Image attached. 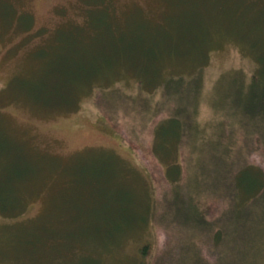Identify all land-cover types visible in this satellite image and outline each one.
Returning a JSON list of instances; mask_svg holds the SVG:
<instances>
[{
  "label": "rangeland",
  "instance_id": "374dc122",
  "mask_svg": "<svg viewBox=\"0 0 264 264\" xmlns=\"http://www.w3.org/2000/svg\"><path fill=\"white\" fill-rule=\"evenodd\" d=\"M157 39L164 56L143 71L166 66L202 78L199 140L166 159L153 150L168 118L160 89L141 92L136 71L117 67ZM258 59L264 0H0V264L245 262L264 222V189L252 201V188L206 190L224 166L221 151L201 148L225 133L217 143L231 147L221 150L232 156L234 180L240 167L264 171V122L251 116L258 107L238 124L234 111L213 105L226 78L241 71L249 80ZM97 74L111 76L89 89ZM73 81L88 87L62 106ZM171 161L183 164V188L167 179ZM191 170L201 189L186 184ZM187 189L189 206L195 201L209 222L175 200Z\"/></svg>",
  "mask_w": 264,
  "mask_h": 264
},
{
  "label": "trees",
  "instance_id": "16d2710c",
  "mask_svg": "<svg viewBox=\"0 0 264 264\" xmlns=\"http://www.w3.org/2000/svg\"><path fill=\"white\" fill-rule=\"evenodd\" d=\"M164 40L165 39H157V41L154 42L152 46L149 44L150 47H148V49H143L141 53L138 52V56L134 55L136 52V50L134 49L132 51L134 58L130 62V65L125 62H121L120 65H117V67L119 66L120 69L124 67L126 68V70L130 69L136 71L135 75L137 77V82L139 83L141 92L152 90H154L155 92V90L157 91V89H160L162 93V104L160 108H163L167 112L166 115H168V118L162 121L156 127L155 131L153 150L156 157L159 159H166L170 155L169 152L181 151V148L183 146H192L195 139L197 141L199 140V129L196 120L198 108L196 107V105L201 101L199 95H201L202 90V78L201 74L198 72L197 74L189 72L188 75H186L187 73L179 75H176L175 73L166 74V66L164 67L163 73H156L159 72V69H154L155 72L153 70L143 71L148 67V63L150 61H154L156 63L155 65L159 66L160 61L162 60L161 57H163L164 55L163 53L162 56L160 55V53L163 51L157 48V46L165 48L166 44ZM152 47H156L157 50L155 51V54L151 55L153 50ZM258 62L259 66H257L249 80H247L243 76L241 71L239 76H235L234 74L232 78H226L224 90L219 91V97L214 99L213 105L217 108H220L222 112L230 113V111H234L237 114L235 123L245 124V115L247 116L249 114V107H258V112L255 114H251V116L254 120H256L257 118L260 119L262 123L264 122V62L262 60L260 61V59H258ZM136 69L142 71V73L138 72ZM109 76H111V74H97L94 76V82L93 80L91 83H84L83 81L82 82L86 85L89 84V89H92V85L96 84L95 81L98 78H109ZM158 77H161L160 81H158ZM73 83L74 81L71 83L72 92L69 93V96L62 97L63 99H65L62 106H67V104H70V102L73 103L76 100L77 93L88 87L84 86L80 91L81 86H75ZM98 89L105 91V88L103 87L96 88V90ZM94 91L95 88L93 92ZM141 99L146 102L145 98ZM168 104L172 105L171 110H168L166 108ZM53 105L58 107L57 103ZM166 126L168 129H172V131L166 129V131L168 132L166 133ZM178 129L179 131H177ZM224 136L225 133H219L215 137V139L209 137L206 139L207 141H204V143L202 144V154H206L207 150H209L212 146L214 147L213 149L216 153L218 151H221L218 152L219 162L224 166V169L222 171H217V174L214 170L212 171V180L213 177L220 176L219 182H215V178L211 184L204 181V187H206V190L211 189L213 194L217 193L218 190H220V194H222L224 191H226V189H231V193L233 191V193L235 192V194L238 195L240 193H245V195H247L249 192H246V190L252 188V190H254L252 192V197H248V201H252L259 196V193L261 192L260 190L264 189V171L239 166L240 168L238 170L236 179L234 180V173L230 172V168L234 165L232 156L223 153V150H221V148L230 149L231 147L217 143V141H222ZM220 155H225L226 157L222 158ZM197 163V168H199V161ZM167 172L165 170V174L168 176L167 179L171 183H176L179 186L178 188H183L180 183L176 182L182 180L184 177V167L182 162L171 161L170 169L167 170ZM249 173L253 175V180L247 182L246 178H249ZM189 174L192 175L194 179L192 180L191 176L188 177L186 180V184H197V186L199 187L198 181L195 180V177H198L200 175L196 173V171L193 172L192 170ZM226 177H228L230 181L228 179L227 185H223L222 181L226 180ZM199 189H201V187H199ZM258 190V194L255 195L256 191ZM190 196V191L188 189L187 194L183 193V191H179L175 197V200H179L180 203L187 204L188 210H191L192 212L191 216L193 220L194 218L196 220H198L199 218H204L206 219V222H209L206 217L207 214L201 212L198 209L199 206L195 201L193 202L192 206H189L190 204L188 203L190 201ZM242 205L243 204L241 201L236 203V207L233 210L234 213L238 215V217L244 214L243 212L245 209H241ZM229 216L230 215L228 214L226 215V217ZM259 218L260 214H258L257 219ZM222 230V227H220L217 233L221 234ZM258 230L259 231L255 233L254 236L250 237L248 241L250 252H248L246 256H243L245 262L241 264H264V222L261 223V227ZM143 254H148L147 248L143 251Z\"/></svg>",
  "mask_w": 264,
  "mask_h": 264
}]
</instances>
